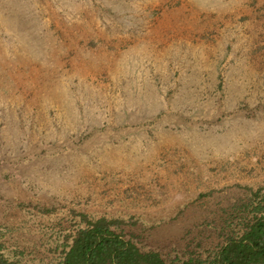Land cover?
<instances>
[{
    "label": "rangeland",
    "instance_id": "obj_1",
    "mask_svg": "<svg viewBox=\"0 0 264 264\" xmlns=\"http://www.w3.org/2000/svg\"><path fill=\"white\" fill-rule=\"evenodd\" d=\"M261 186L264 0H0V229L175 240Z\"/></svg>",
    "mask_w": 264,
    "mask_h": 264
},
{
    "label": "trees",
    "instance_id": "obj_2",
    "mask_svg": "<svg viewBox=\"0 0 264 264\" xmlns=\"http://www.w3.org/2000/svg\"><path fill=\"white\" fill-rule=\"evenodd\" d=\"M73 213L31 242L0 229V264H264V186L248 187L198 232L175 240L161 224Z\"/></svg>",
    "mask_w": 264,
    "mask_h": 264
}]
</instances>
